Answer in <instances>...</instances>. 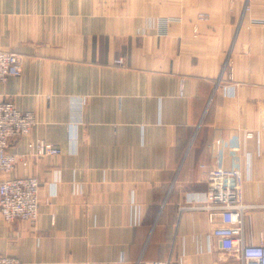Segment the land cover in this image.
I'll return each instance as SVG.
<instances>
[{
    "label": "crops",
    "instance_id": "obj_1",
    "mask_svg": "<svg viewBox=\"0 0 264 264\" xmlns=\"http://www.w3.org/2000/svg\"><path fill=\"white\" fill-rule=\"evenodd\" d=\"M0 47L24 61L0 99L37 118L9 151L62 149L0 174L41 182L35 225L0 214V255L242 264L202 208L220 162L248 178L242 237L262 242L264 0H0Z\"/></svg>",
    "mask_w": 264,
    "mask_h": 264
},
{
    "label": "built area",
    "instance_id": "obj_2",
    "mask_svg": "<svg viewBox=\"0 0 264 264\" xmlns=\"http://www.w3.org/2000/svg\"><path fill=\"white\" fill-rule=\"evenodd\" d=\"M122 63L123 59L116 60ZM23 57L0 47V83L23 73ZM182 93V89H181ZM37 122L31 110H20L12 99H0V174L8 175L18 165L26 167L32 160L62 153L60 146L35 138L28 141L26 152H10L9 147L21 137L30 135ZM254 136L252 131L247 137ZM236 148V147H235ZM248 178L236 165L223 162L207 171L208 189L202 208L211 214L214 223L211 236L218 239L222 250L233 253L242 264H264L262 242L249 244L243 240L244 185ZM41 182L36 175H16L0 179V214L7 222L24 220L35 225L39 217ZM0 264H22L13 255H0ZM149 264H170V260H153Z\"/></svg>",
    "mask_w": 264,
    "mask_h": 264
},
{
    "label": "rangeland",
    "instance_id": "obj_3",
    "mask_svg": "<svg viewBox=\"0 0 264 264\" xmlns=\"http://www.w3.org/2000/svg\"><path fill=\"white\" fill-rule=\"evenodd\" d=\"M227 252V251H226Z\"/></svg>",
    "mask_w": 264,
    "mask_h": 264
}]
</instances>
